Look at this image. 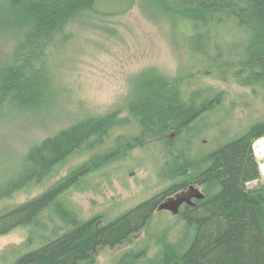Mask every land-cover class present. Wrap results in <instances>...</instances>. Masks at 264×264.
I'll use <instances>...</instances> for the list:
<instances>
[{
    "label": "trees",
    "instance_id": "1",
    "mask_svg": "<svg viewBox=\"0 0 264 264\" xmlns=\"http://www.w3.org/2000/svg\"><path fill=\"white\" fill-rule=\"evenodd\" d=\"M105 1L109 4V0H0V37L12 50L8 62L0 65V119L49 110L56 96L50 52L66 46L71 25L103 12ZM126 2L127 8L105 9L113 14L136 4ZM148 2L167 17L171 29L180 30L199 63L181 67L176 77L146 68L136 75L138 81L123 108L79 118L23 155L19 168L23 170L0 181V200L53 178L82 149L94 152L44 192L0 212V236L21 226L30 228L28 235L31 231L11 250L22 253L11 264L94 263L100 247L123 244L148 230L159 204L191 185L204 198L182 205L177 218L183 226L177 237L167 229L156 235L155 247L147 243L133 249L117 264H264V183L248 186L262 178L253 143L264 136V120L237 138L199 151L195 148L199 129L194 125L200 115L219 109L224 113L221 105L227 90L204 83V78L243 86L264 100V0ZM193 77L199 78L196 85H203L186 88L185 80ZM124 111L128 114L120 117ZM130 122L136 133L114 135ZM172 132L175 136L169 138ZM108 140L113 145L103 149ZM149 145L160 146L165 155L160 175L168 185L158 193L108 220L99 214L83 218L62 198L72 187L80 189L87 176ZM54 210L62 214L63 226L46 224L50 218L45 212ZM37 227L43 228L38 237Z\"/></svg>",
    "mask_w": 264,
    "mask_h": 264
},
{
    "label": "rangeland",
    "instance_id": "2",
    "mask_svg": "<svg viewBox=\"0 0 264 264\" xmlns=\"http://www.w3.org/2000/svg\"><path fill=\"white\" fill-rule=\"evenodd\" d=\"M121 1L109 0L110 5L105 1L103 12H94L86 21L71 25L68 29L71 38L66 46L50 52L49 64L56 96L49 110L36 115L0 119V181L23 170L19 169L24 162L23 155L38 141L70 126L79 118L123 108L132 86L138 81L136 75L146 68L156 67L160 72L176 77L181 67L189 68L199 63L200 58L190 54L180 30L171 29L167 17L147 4L150 3L148 0H136L134 7L124 12L114 11L128 7L126 0ZM108 6L113 7V14L106 11ZM10 47L0 37V65L8 62L12 51ZM188 73L186 70L184 74ZM198 79L185 80L186 88L203 85H196ZM190 81L194 85H187ZM203 82L227 90L221 105L226 119L220 122L211 112L196 119L194 125L199 129L195 138L196 150H208L219 142L237 138L254 123L264 120V100L252 95L249 89L211 78H204ZM127 114L124 111L120 117ZM136 132L130 122L117 128L114 135ZM174 136L172 132L169 138ZM111 144L113 141L108 140L102 148L107 149ZM93 153L82 149L60 166L53 178L33 190L16 192L12 197L0 200V212L44 192L68 175L71 168L89 160ZM254 153L262 178L249 182L250 188L264 183V155L258 153V148H254ZM164 156L162 148L157 145L136 148L124 160L87 176L80 189L72 187L62 198L83 218L99 214L106 220L112 219L168 185L160 175ZM156 213L148 230L135 233L123 244L100 247L94 263L80 264H117L133 249L147 243L151 244V248L155 247L156 235L167 229L176 238L183 226L177 215L158 208ZM45 214L46 218H50L46 223L49 227L54 222L63 226L64 218L59 211H46ZM29 229L21 226L0 236V264H11L21 256V250H11L27 240L31 234L30 231L28 235ZM42 229L36 228L37 237ZM153 254L154 250L150 251L149 255Z\"/></svg>",
    "mask_w": 264,
    "mask_h": 264
},
{
    "label": "water",
    "instance_id": "3",
    "mask_svg": "<svg viewBox=\"0 0 264 264\" xmlns=\"http://www.w3.org/2000/svg\"><path fill=\"white\" fill-rule=\"evenodd\" d=\"M202 198H204V193L198 187L191 185L187 190L181 191L161 202L158 210H169L176 215L179 213V208L183 203L195 204L193 199Z\"/></svg>",
    "mask_w": 264,
    "mask_h": 264
},
{
    "label": "bare ground",
    "instance_id": "4",
    "mask_svg": "<svg viewBox=\"0 0 264 264\" xmlns=\"http://www.w3.org/2000/svg\"><path fill=\"white\" fill-rule=\"evenodd\" d=\"M211 113H213L214 115H216V116L219 118V121H220V122L226 119V115L223 114V112H222L221 109H219V110H217V111H212ZM200 116H201V115H200ZM208 122H209V121H208ZM195 132L198 133V131H196V130H195ZM198 135H199V133H198ZM258 145H259V147H258ZM253 148H255V149L259 148V149H260V148H261L260 143L258 142V144H257L256 141H255V142L253 143ZM262 168H263V170H264V165H262Z\"/></svg>",
    "mask_w": 264,
    "mask_h": 264
},
{
    "label": "built area",
    "instance_id": "5",
    "mask_svg": "<svg viewBox=\"0 0 264 264\" xmlns=\"http://www.w3.org/2000/svg\"><path fill=\"white\" fill-rule=\"evenodd\" d=\"M258 142L261 145V148L260 149L258 148V153L264 155V136L263 137H260L259 139H257L256 140V143L258 144ZM258 147H259V145H258Z\"/></svg>",
    "mask_w": 264,
    "mask_h": 264
},
{
    "label": "flooded vegetation",
    "instance_id": "6",
    "mask_svg": "<svg viewBox=\"0 0 264 264\" xmlns=\"http://www.w3.org/2000/svg\"><path fill=\"white\" fill-rule=\"evenodd\" d=\"M175 195H176V194H175ZM173 196H174V195H173ZM170 197H172V196H170ZM183 204H184V203H183ZM183 204H182V205H183ZM182 205L180 206V208H182ZM180 208H179V211H180ZM176 215H178V214H176Z\"/></svg>",
    "mask_w": 264,
    "mask_h": 264
}]
</instances>
